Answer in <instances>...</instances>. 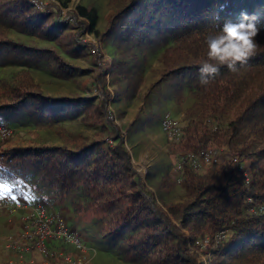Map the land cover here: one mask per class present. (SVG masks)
<instances>
[{
	"label": "trees",
	"instance_id": "obj_1",
	"mask_svg": "<svg viewBox=\"0 0 264 264\" xmlns=\"http://www.w3.org/2000/svg\"><path fill=\"white\" fill-rule=\"evenodd\" d=\"M34 7L32 0H0V63L29 66L46 61L56 77L77 79L84 69L55 49L10 37L16 30L61 42L63 22L47 25L49 14H59L60 8ZM78 10L77 35L86 30L97 33V8L79 5ZM241 13L255 16L261 29L257 54L239 72L221 67L219 75L202 85L198 69L207 59V37L226 21L239 22ZM103 36L115 38L120 58L110 63L102 56L97 62L93 80L102 89L100 105L87 95H46L31 72L22 69L14 86L5 80L0 84V114L7 117L30 107L37 118L53 120L72 106L83 107L85 121L110 124L112 144L107 147L105 139H99L78 149L67 145L0 149V181L17 182L19 174L34 172L59 196L83 193L85 202H72L76 209L93 211L115 240L132 232L124 249L129 262L203 264L201 253H211L212 263L264 264V0H126L109 17ZM149 46H167L168 58L185 61L162 79L173 81L178 92L188 83L199 99V109L188 111L189 123L174 149L193 155L183 162L187 199L168 205H161L147 187L119 126L104 117L107 74L125 80L126 93L134 95L143 80L141 63ZM229 108L237 111L230 126L216 125L218 115ZM206 151L214 156L199 175L190 162L205 161ZM249 199L253 211L246 209ZM221 231L224 238H218ZM199 240L205 242L204 248Z\"/></svg>",
	"mask_w": 264,
	"mask_h": 264
},
{
	"label": "rangeland",
	"instance_id": "obj_2",
	"mask_svg": "<svg viewBox=\"0 0 264 264\" xmlns=\"http://www.w3.org/2000/svg\"><path fill=\"white\" fill-rule=\"evenodd\" d=\"M32 1L34 8L40 11L43 7L51 9L53 5L60 8L59 14L56 12L49 14L47 25L56 21L63 22L61 42L16 30H11L10 37L27 44L53 48L66 61L81 66L85 72L75 80H66L56 77L46 61L29 66L0 63V84L5 80L14 86V77L22 69H28L46 95L53 97L87 95L90 102L100 105L102 89H99L93 80L94 71L98 69L97 62L102 60V56L110 63L120 58L115 38L104 39L103 32L111 14L122 7L126 0ZM90 4L94 5L99 13L97 33L86 30L77 35L80 26L74 15L79 14V5ZM78 19L84 17L79 15ZM97 48L99 53L95 51ZM166 48L167 46L148 47L146 60L141 63L143 80L134 95L126 93L125 80H115L117 77L107 74L106 89L109 99L108 111L104 113V117L117 124L124 134L125 146L131 153L133 163L161 205L187 199L188 186L182 163L193 157L186 152L174 151L177 150L176 143L179 139H172L165 127V121L167 118L175 121L182 136L190 120L188 111L199 109V99L188 83L184 82L182 90L178 92L173 81L162 79L165 72L185 62L184 60L175 62L168 58L165 54ZM139 57L142 59L143 54L139 53ZM236 112L235 108L226 109L224 113L218 115L215 124L228 128L236 117ZM85 114L86 109L77 106H72L68 112L56 116L53 120L37 118L30 107H24L19 113L11 116L7 114V117L0 114V149L38 145H67L78 149L99 139H105L104 145L110 146L113 137L110 124L102 121L87 122L84 120ZM206 153L205 161L197 158L196 163L200 162L199 164L190 162L192 169L199 175L204 174L207 165L210 164L212 153L210 151ZM17 178V182L0 181L1 245L11 233L21 237L24 217L37 212L41 206L49 216L60 215L67 227L81 238V249L61 239L53 242L54 248L58 251L60 264L64 262L63 257L66 255L74 259L86 255L80 264H139L126 261L124 258V249L128 245L129 236L132 235L131 231L128 230L120 239L115 240L106 229L104 221L97 218L93 211L74 207L72 202L75 199L81 203L85 202L86 196L83 193L76 192L68 197L59 196L57 192L43 185L34 172L19 174ZM245 204L247 211L254 210L251 199ZM186 234L188 235V232ZM198 243L205 247L202 240ZM2 250L9 257L13 256L9 249L0 247V252ZM202 254L203 264H245L239 260L212 263L211 253ZM32 257L36 261L42 260V256L36 252L32 253Z\"/></svg>",
	"mask_w": 264,
	"mask_h": 264
},
{
	"label": "built area",
	"instance_id": "obj_3",
	"mask_svg": "<svg viewBox=\"0 0 264 264\" xmlns=\"http://www.w3.org/2000/svg\"><path fill=\"white\" fill-rule=\"evenodd\" d=\"M95 51L97 53L100 52L98 48ZM165 123V127L172 139H179L180 141L183 135L181 136V132L175 121L167 118ZM110 142L112 143L113 140H110ZM206 155L207 153H205V159L207 158ZM211 159L209 160L211 161ZM196 161L197 159L193 160L195 163ZM199 163L197 162L196 164ZM224 237L225 233L221 231L218 234V238ZM57 239L73 244L77 249L82 248L81 238L75 231L67 227L65 220L57 214L47 215L45 208L40 206L37 212L30 213L24 217L22 236H17L15 233L9 234L5 239L4 247L12 251L13 264H60L58 251L53 246V242ZM190 247L193 248L191 245ZM33 252L41 255L42 260L36 261L32 257ZM202 255L201 253V260ZM85 256L83 255L78 259H74L72 256L66 255L63 257L64 262L61 264H80ZM202 262L204 263V261Z\"/></svg>",
	"mask_w": 264,
	"mask_h": 264
},
{
	"label": "clouds",
	"instance_id": "obj_4",
	"mask_svg": "<svg viewBox=\"0 0 264 264\" xmlns=\"http://www.w3.org/2000/svg\"><path fill=\"white\" fill-rule=\"evenodd\" d=\"M256 17L241 13L239 22L226 21L218 31L207 39V59L198 69L199 82L207 85L226 66L230 72H239L240 67L257 54L256 37L261 29L255 23Z\"/></svg>",
	"mask_w": 264,
	"mask_h": 264
},
{
	"label": "crops",
	"instance_id": "obj_5",
	"mask_svg": "<svg viewBox=\"0 0 264 264\" xmlns=\"http://www.w3.org/2000/svg\"><path fill=\"white\" fill-rule=\"evenodd\" d=\"M29 212V211H28ZM5 242V241H4ZM4 242L3 244L1 245L0 243V247L1 248H5L4 247ZM12 258L13 256H10L8 254H6L3 250L0 252V264H13L11 263L12 262Z\"/></svg>",
	"mask_w": 264,
	"mask_h": 264
}]
</instances>
